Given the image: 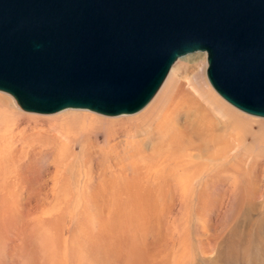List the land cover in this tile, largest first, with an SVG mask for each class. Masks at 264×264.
<instances>
[{"label":"bare ground","instance_id":"6f19581e","mask_svg":"<svg viewBox=\"0 0 264 264\" xmlns=\"http://www.w3.org/2000/svg\"><path fill=\"white\" fill-rule=\"evenodd\" d=\"M186 55L176 59L143 108L111 116L139 113L136 117L96 119L83 128L75 127V115L56 117L50 121L55 123L52 128L40 132L51 140L48 147L42 136L36 137L37 143L16 144L21 108L11 95L12 99L0 95V264H68L69 250L73 261L93 260V264H188V222L198 232L200 260L249 264V259L244 257L241 263L234 255L241 244L238 234L264 227V186L251 180L253 170L264 179V137L252 135L246 145L247 130L241 128L237 111L249 114L224 100L232 109L210 91L203 57L189 65L194 68L189 80L178 79L189 68L182 63ZM71 110L86 109L66 108L53 114ZM253 122L264 127L263 121ZM99 135L109 150L105 156L91 151ZM86 139L93 143H85ZM76 143L85 144L84 153L95 169L116 170V175L96 178L83 190L82 206L73 221V216L37 213L48 191L41 189L34 207H29L31 191L41 185L33 173L66 169ZM14 179L26 185L25 195L13 189ZM256 208L261 214L257 223L236 218L243 211L252 218ZM204 211L211 220L208 227L196 221ZM146 232H155L156 237L148 248L143 243ZM254 239L248 243L250 249ZM209 252L215 257L207 259Z\"/></svg>","mask_w":264,"mask_h":264},{"label":"water","instance_id":"95a60500","mask_svg":"<svg viewBox=\"0 0 264 264\" xmlns=\"http://www.w3.org/2000/svg\"><path fill=\"white\" fill-rule=\"evenodd\" d=\"M198 51L215 93L264 118V0H0V91L27 112H136Z\"/></svg>","mask_w":264,"mask_h":264},{"label":"rangeland","instance_id":"374dc122","mask_svg":"<svg viewBox=\"0 0 264 264\" xmlns=\"http://www.w3.org/2000/svg\"><path fill=\"white\" fill-rule=\"evenodd\" d=\"M200 57H203L205 59V53L202 54L199 51L194 52L182 58L183 59L182 63L183 65L189 67V65H191V62L196 61ZM191 71H194V68H190V67L185 68L183 72H180L177 75L178 79L189 80L191 76L190 74ZM204 80L207 84V87H209L210 91L213 92V94L216 95L219 99H221L208 84L205 77V73H204ZM0 95H5L11 98L10 95L1 91H0ZM221 101L227 104L224 100L221 99ZM227 105L229 106V104ZM19 110H20V114L18 115L19 117L17 118L18 119L17 124H15V127L16 125H18L19 127L15 129L16 131L14 135L16 144H18L19 146L25 144L24 142L28 140H33L34 143H37L38 139L36 137L42 136L40 133L41 131L43 132L48 128H52L53 127L52 125H55V123L50 121L54 120V118L56 117H65V116L67 117L69 114L75 115L76 116V118H74V121L76 123L74 124L75 127L83 128V127H91L93 125V121L96 119L107 120V121H120V120H124V118L128 119V118L136 117L139 114L138 113L136 115H129L125 117H111L108 115L97 114L95 112L88 110H81V111L71 110L57 114H53V113L41 114V113L27 112L21 109ZM235 111L237 110L235 109ZM237 113L241 116L239 118L241 128L243 130H247V132L243 131L244 133H246L245 139L247 146H249L251 143L250 138L252 135H257L258 138L264 137V127L260 128L253 122V121H263L264 124L263 118L245 115L239 111H237ZM144 127L145 126H143L142 128ZM23 129L25 130L22 131ZM30 129H32V131ZM138 135H141V132H138ZM138 135L137 137H141ZM42 137H44V143L46 147L52 144L51 140L47 136H45V134ZM102 139L103 138L100 135L97 137V142L92 146L91 151L93 152V149H95L96 153L99 154L102 153L105 156L109 150L104 148ZM85 143H93V141L92 139H86ZM84 145H85L84 143H76L73 146L69 154L70 158L66 159L65 161L66 169H62V170L48 169V171H45L44 173L45 175L41 174L40 172L33 173V176L36 178V180L40 181L41 184L40 186L42 188L40 186H37L31 191V199L28 202L30 208H33L36 203L37 193L41 189L42 190L46 189L48 191V199L46 203L42 204L41 205L42 207H39L36 212L46 216L60 215L65 218H70L71 216H73L72 217V221H73L76 219L77 217L76 215L79 214V210L82 206L83 190L86 189L88 185L94 184L96 178H98L99 180L104 179L110 172L116 175V170L95 169L94 167L95 164L93 163L92 158L88 157L87 154L84 153L83 149L86 148L84 147ZM250 148L251 151L255 153L256 150H252L253 149L252 147ZM107 161L108 160L105 159L106 166L109 167L110 165ZM219 171L222 173L225 172V170H219ZM253 171H255L254 172L255 174L251 176L252 182H256L257 184H259V188H262L264 186V179L261 178V176L259 175L260 171L259 170H253ZM14 173L15 174L17 173L16 170L14 171ZM217 173L218 171L215 174L213 173L212 174L213 176L214 175L217 176ZM44 179H47V182H45ZM14 183H15L14 184L15 187H13V189L18 191L20 190L23 193L22 196L25 195V193L27 192V188L25 187L26 185L20 182L18 179L17 180L14 179ZM263 193L264 191L262 192V194ZM22 198L23 197H21V199ZM257 209L258 208H256V211L254 212V214H252L253 216L252 218L245 211L237 214L236 218L239 219L240 221H245V222H249V221L251 222V219H253L254 222L257 223L258 222L257 219L261 218V214L260 212H258L259 210ZM196 217H197L196 221L200 222V224L204 225L205 227H208L211 224V220L208 218L209 217L208 211L198 213V216ZM187 226L189 227V231H190L189 232L190 255H189L188 264H212V262L209 260H200L201 258L200 244L196 241V238L198 237L197 234L198 232H195V230H193V225H191L189 222L187 223ZM263 232H264V227L263 229L261 227L253 231L252 233L253 235L249 233L247 229L245 230V232H242V234H238V236L241 237V238L239 237L240 239L239 242L241 244L236 248V252H235L236 254L234 256L239 259V260L237 259L239 262L242 263L243 261H240V259L245 257L246 259H249L248 261L249 264H264V259L262 260V257H264V241H262V238L264 237ZM154 234L155 232H146L145 234H143V243L144 245L146 244L145 245L146 248H148V245H150L152 241L156 242V237ZM254 237H255L253 243L254 247L252 246L250 249V247H248V243L250 241H253ZM223 246L221 247V249L225 248ZM149 247H151V245ZM71 252L72 250L67 251L68 253L67 257L69 258L68 264H93V260L92 262L91 260L88 261L84 259H80V261L79 260L73 261L72 256H74V254H70ZM215 255H216L215 252H209L206 253L205 256L207 257V259H209L215 257ZM97 264H110V263L107 261H100V263Z\"/></svg>","mask_w":264,"mask_h":264}]
</instances>
